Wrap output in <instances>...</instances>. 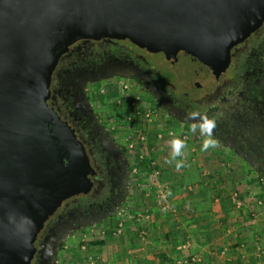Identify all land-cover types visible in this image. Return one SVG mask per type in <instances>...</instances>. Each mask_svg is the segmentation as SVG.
I'll use <instances>...</instances> for the list:
<instances>
[{
  "label": "flooded vegetation",
  "instance_id": "1",
  "mask_svg": "<svg viewBox=\"0 0 264 264\" xmlns=\"http://www.w3.org/2000/svg\"><path fill=\"white\" fill-rule=\"evenodd\" d=\"M155 53L162 59L152 58ZM199 55L172 60L160 50L110 36L77 37L55 49L36 85H44L48 128L65 170L23 228L12 264H59L66 237L114 222L128 202L127 151L92 103L96 87L89 86L99 80L131 81L168 122L192 128L202 122L192 113L214 121L215 141L254 175L264 172V2ZM35 110L42 119L40 108Z\"/></svg>",
  "mask_w": 264,
  "mask_h": 264
},
{
  "label": "water",
  "instance_id": "2",
  "mask_svg": "<svg viewBox=\"0 0 264 264\" xmlns=\"http://www.w3.org/2000/svg\"><path fill=\"white\" fill-rule=\"evenodd\" d=\"M262 2L0 0V264H12L23 228L65 170L48 128L44 85H36L55 49L77 37L110 36L160 50L172 60L201 59L200 52Z\"/></svg>",
  "mask_w": 264,
  "mask_h": 264
},
{
  "label": "crops",
  "instance_id": "3",
  "mask_svg": "<svg viewBox=\"0 0 264 264\" xmlns=\"http://www.w3.org/2000/svg\"><path fill=\"white\" fill-rule=\"evenodd\" d=\"M168 135H162L165 140L160 145L164 148L158 147L165 151L154 155L159 179L168 185V210L161 211L154 200L152 175L149 181L137 184L134 205L128 206L130 214L125 216L121 231L110 234L114 226H105L103 261L264 264V196L260 186L249 183L252 177H244L241 166L224 170V163L219 165L224 156L201 151L198 144L202 140L196 136L190 140L181 137L185 147L177 161H182L183 167L177 169L175 162L166 163L172 153L171 139H179ZM137 214L147 217L136 220Z\"/></svg>",
  "mask_w": 264,
  "mask_h": 264
},
{
  "label": "rangeland",
  "instance_id": "4",
  "mask_svg": "<svg viewBox=\"0 0 264 264\" xmlns=\"http://www.w3.org/2000/svg\"><path fill=\"white\" fill-rule=\"evenodd\" d=\"M152 58L158 60L162 59L159 53H155ZM122 85H126V88L121 91L120 86ZM90 87H96L94 93L97 94H92V103L99 114L106 116L109 126L113 127L112 131L114 132V136L120 143L123 144L127 151V157L131 168L134 163H139V159L145 161L152 159L156 162V152L165 151L164 149H158V147L162 146L160 145V142L165 140L162 138V135L165 133L168 135L170 132L168 136H179V139H182L181 137L184 135L183 139L185 140H190V137L195 136L200 138V140L205 138L200 131L193 130V128L185 125L182 121L173 120L168 122L166 116L162 111H160V107L152 104L144 95L143 90L140 91L135 88V85L131 81L120 80L115 76L99 80L91 84L89 88ZM148 89H151L149 84ZM150 91L154 93L152 89ZM132 100H134L135 106L133 111H131L129 107L125 106ZM146 108L152 111L149 117L144 116L147 112V110H145ZM158 133H160L159 136L157 135ZM201 145L202 143L198 144L200 150ZM162 147L164 148V145ZM168 148L169 146H167V150ZM208 151H214L215 153L224 156L221 160L222 162L219 161V165L224 163L223 165L225 167H222L224 170H235L238 166H241V168L245 169V171H243L244 177L248 178V176H254L248 168L246 170V166L242 164L240 159L234 156L231 152H228L224 146L218 144L217 142L215 143V146L210 148ZM225 162H227L228 165ZM156 164L158 165L157 162ZM149 176V174H138L136 177L132 176L131 193L125 206L127 209L129 205H134L135 202L134 194L137 195V191L134 187H136L138 182L142 183L149 181L151 178ZM249 183H255V181L251 179ZM261 201L264 203V199ZM127 213H129V209ZM115 223L117 222L114 217V222L112 223H100L90 225L87 228H80L72 236L66 237L60 247V251L58 252V263L107 264L103 261V246L90 244V242L105 240L107 235L105 226L108 225L111 228L115 226ZM108 232H110V234L113 232L116 233V227L110 229Z\"/></svg>",
  "mask_w": 264,
  "mask_h": 264
},
{
  "label": "built area",
  "instance_id": "5",
  "mask_svg": "<svg viewBox=\"0 0 264 264\" xmlns=\"http://www.w3.org/2000/svg\"><path fill=\"white\" fill-rule=\"evenodd\" d=\"M124 88H126V85L120 86V90L121 91ZM118 102H119V100H118ZM125 106L129 107V109L131 111H133L135 109L134 100L130 101ZM145 110H147V112L145 113L144 116L149 117L150 113L152 111L149 110L148 108H146ZM130 171H131L132 176H135V177L138 174H149V175H152L153 178H155V181H154V184H155L154 200H155L158 208L161 211L168 210V208H169L168 203H167L168 185L166 183H164L161 179H159L160 168L157 166L156 162L154 160H152V159L146 160V161L142 160V159H139V163L138 162L134 163L132 165V168L130 167ZM137 184H140V182H138ZM125 206L120 208L118 210V212L116 213V217L115 218H116V222L117 223H115V226L113 227V228L116 227V233L120 232L121 229L124 226V221H125L124 218L127 215V208ZM143 216L147 217V215H145V214L144 215L137 214V217L135 219L139 220V217H143ZM91 263H93V262H91Z\"/></svg>",
  "mask_w": 264,
  "mask_h": 264
},
{
  "label": "clouds",
  "instance_id": "6",
  "mask_svg": "<svg viewBox=\"0 0 264 264\" xmlns=\"http://www.w3.org/2000/svg\"><path fill=\"white\" fill-rule=\"evenodd\" d=\"M192 118L194 120L202 121L200 123H193L192 128L193 130L199 129L201 134L205 137L202 140L201 150L207 151L210 148L215 146V139L213 138V129L215 128V122L208 120L207 118L200 117L198 113H192ZM185 147L184 141L178 138H173L171 140V148L172 153L171 157L166 160V163L172 164L175 162V167L177 169L183 167L182 161H177L178 157L182 156V149Z\"/></svg>",
  "mask_w": 264,
  "mask_h": 264
},
{
  "label": "trees",
  "instance_id": "7",
  "mask_svg": "<svg viewBox=\"0 0 264 264\" xmlns=\"http://www.w3.org/2000/svg\"><path fill=\"white\" fill-rule=\"evenodd\" d=\"M252 180H254L258 186H260V189L264 192V172H258V174H255L252 176ZM103 243L102 240H96V241H91L90 244H98L101 245Z\"/></svg>",
  "mask_w": 264,
  "mask_h": 264
}]
</instances>
